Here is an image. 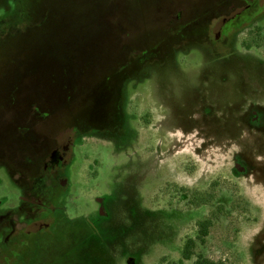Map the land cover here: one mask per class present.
I'll list each match as a JSON object with an SVG mask.
<instances>
[{"label": "rangeland", "instance_id": "obj_1", "mask_svg": "<svg viewBox=\"0 0 264 264\" xmlns=\"http://www.w3.org/2000/svg\"><path fill=\"white\" fill-rule=\"evenodd\" d=\"M156 1L0 0V124L16 111L17 179L34 186L44 135L81 106L69 187L17 264H264V0ZM249 3L255 17L218 37L224 12ZM37 71L66 89L31 92ZM27 187L0 165V213L39 210ZM208 192L212 205L191 203Z\"/></svg>", "mask_w": 264, "mask_h": 264}, {"label": "flooded vegetation", "instance_id": "obj_2", "mask_svg": "<svg viewBox=\"0 0 264 264\" xmlns=\"http://www.w3.org/2000/svg\"><path fill=\"white\" fill-rule=\"evenodd\" d=\"M170 2L171 0H167V3L164 6H157L159 2L156 1L154 8H175L176 6L173 7ZM250 6L249 3L239 7L228 8L227 12H224L223 17L218 20V25L220 26L218 37H220L227 29L238 31L242 26L251 21L255 16L254 10ZM28 72L29 71L27 70V73ZM37 72L39 75H35L36 81H32L34 84L31 81L26 84L31 92L42 93L43 96L48 99L50 94L62 93L66 89L67 84H62L60 79H50L45 74L47 72ZM3 75H5L4 72ZM69 80L70 79H67L66 81ZM41 82L43 84L46 83V85L40 86ZM56 97L58 98L57 103L61 104L62 102L60 99L62 96L58 95ZM78 110L79 113L76 114L77 117H71L73 121L74 119H77L76 123L74 122L73 125H70L72 123L65 122L61 124L62 127H60L54 135L50 132L47 133L48 137L46 134L44 135L45 137H43L44 139L42 142L52 139L51 145L53 148L50 152H47V155L44 157L41 175L39 178L32 180V182H34L33 187L31 186V182L17 179V172L19 170L18 165L20 164L18 161V147L15 141L11 140V137L8 135L9 132L17 128V120L15 118L16 111L12 110V112H9L10 117L8 120L4 119L3 122H1L0 165H5L11 170L12 177H14L16 183H19L20 185L26 184L29 187L27 188L31 189L36 194L35 197L38 198L40 203L38 206L40 207H38L39 210H33V213L31 214V207H27V205L23 203L20 208H13L5 213H0V264H17V259L20 257V253L30 246L34 238L42 236L50 230V221L55 218L53 213L57 210V208L53 206L54 202L60 200L69 187L64 171L73 161L76 148V138L79 136L77 126L80 122L79 114L81 106H78ZM46 145H48V143ZM40 194L49 197L44 198L43 196H38ZM195 196L196 195L192 193V204L196 201ZM201 197L203 199V203L200 205L201 207L212 205L216 199L215 194L212 192L202 194ZM23 199L24 197L22 200ZM224 209V205H219L216 210L212 212L210 217L203 222L210 220L211 229L213 223L218 221L223 215Z\"/></svg>", "mask_w": 264, "mask_h": 264}, {"label": "trees", "instance_id": "obj_3", "mask_svg": "<svg viewBox=\"0 0 264 264\" xmlns=\"http://www.w3.org/2000/svg\"><path fill=\"white\" fill-rule=\"evenodd\" d=\"M213 196V195H211ZM195 200L199 205H202L203 199L200 196H195ZM210 226H211V221H205L200 224V236L199 239L205 241L206 237L209 235L210 231ZM184 259L185 260H191L193 256L195 255V242L194 240H189L183 251ZM195 264H215L214 262L208 260V259H203L201 256L200 258L197 259Z\"/></svg>", "mask_w": 264, "mask_h": 264}]
</instances>
